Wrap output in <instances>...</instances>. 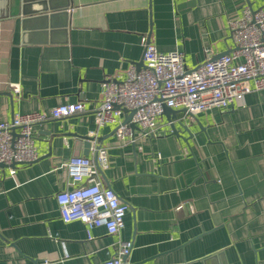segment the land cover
I'll return each instance as SVG.
<instances>
[{
  "label": "crops",
  "instance_id": "crops-1",
  "mask_svg": "<svg viewBox=\"0 0 264 264\" xmlns=\"http://www.w3.org/2000/svg\"><path fill=\"white\" fill-rule=\"evenodd\" d=\"M184 1L44 0L27 18L0 6V120L87 106L36 126L37 161L14 175L0 164V264H103L121 240L133 242L126 264H264V90L196 113L206 131L181 111L193 123L189 143L168 135L164 113L156 135L135 141L95 122L103 81L142 67L143 35L160 50L182 49L192 69L234 50L229 21L247 5L264 8V0H196L179 9ZM93 134L99 141L88 146L81 136ZM99 145L110 155L102 181L129 205L118 234L65 222L56 198L70 158L93 157Z\"/></svg>",
  "mask_w": 264,
  "mask_h": 264
},
{
  "label": "built area",
  "instance_id": "built-area-1",
  "mask_svg": "<svg viewBox=\"0 0 264 264\" xmlns=\"http://www.w3.org/2000/svg\"><path fill=\"white\" fill-rule=\"evenodd\" d=\"M229 25L234 50L192 69L186 65L182 49L160 50L148 35H143L145 67H132L103 81L102 98L94 110L97 126L115 123L117 138L135 141L137 134H157L165 105L196 114L214 107L228 108L242 102L248 92L264 90V8L247 5L243 14L232 18ZM10 86L19 90L17 84ZM86 110L83 101L67 102L49 112L21 113L11 121L0 120V162L9 166L14 175L19 166L40 157L37 125ZM125 110L134 111L129 122L122 118ZM130 123H136L138 129L133 130ZM109 164L108 148L102 145L94 148L93 157L75 155L66 163L67 186L56 196L65 222L80 220L87 224L89 234L95 226H105L109 234L123 229L129 205L102 181ZM132 249L131 240H121L113 256L103 264H124Z\"/></svg>",
  "mask_w": 264,
  "mask_h": 264
},
{
  "label": "water",
  "instance_id": "water-1",
  "mask_svg": "<svg viewBox=\"0 0 264 264\" xmlns=\"http://www.w3.org/2000/svg\"><path fill=\"white\" fill-rule=\"evenodd\" d=\"M0 1H3V0H0ZM5 1L8 4H0V6L6 7V9H9V10L11 7H17V13L22 14L24 17L27 18V17L32 16L31 15L32 13H38L40 11V10H36L35 12H33V10L30 8L32 6V4L34 2H43L44 0H5ZM49 3H50L49 10H55L56 8L53 6V4L51 2H49ZM195 5H196V0H187L181 4H178V8L183 10V9H187L189 7H193ZM141 64H142L141 68L145 67L144 61H142ZM141 68H139V69H141ZM181 111L185 112L187 115L195 117L194 113L188 111L185 108L173 109V108L168 107L166 105L164 106V115L167 116V119L170 122V132L168 133V135H175L178 138L189 143V138H191L192 134H193L192 128H191V126H193V123L190 124L185 119L179 118V113ZM125 112H126L125 122H129L132 119L134 111L125 110ZM195 120H196V122H198V124L200 126V130L206 131L205 126L201 123V121L197 118ZM130 126L133 128V130L138 129V126L136 123H130ZM185 133H188L189 137H186ZM81 137L86 140V142L88 143L87 144L88 146H91L94 141H97V142L99 141V137L94 136V135L81 136ZM0 164L5 165L4 163H1V162H0ZM127 258L128 257L124 258V264L127 263Z\"/></svg>",
  "mask_w": 264,
  "mask_h": 264
}]
</instances>
